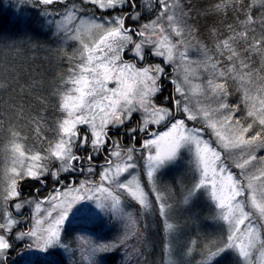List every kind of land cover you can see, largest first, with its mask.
Segmentation results:
<instances>
[{
    "label": "snow or ice",
    "instance_id": "6c2138e0",
    "mask_svg": "<svg viewBox=\"0 0 264 264\" xmlns=\"http://www.w3.org/2000/svg\"><path fill=\"white\" fill-rule=\"evenodd\" d=\"M17 3L42 31L0 35V264L82 220L111 225L89 264H264V0Z\"/></svg>",
    "mask_w": 264,
    "mask_h": 264
},
{
    "label": "rangeland",
    "instance_id": "374dc122",
    "mask_svg": "<svg viewBox=\"0 0 264 264\" xmlns=\"http://www.w3.org/2000/svg\"><path fill=\"white\" fill-rule=\"evenodd\" d=\"M17 1V0H16ZM9 10V13L11 15L12 18H14V20H21L23 23L22 26H25V31L28 32L30 31L28 26H39V22L37 19L33 18L32 16H29L30 14L35 15V13L28 8L27 6L24 7L23 10L20 9L18 3H16L14 5V8L8 7L7 8ZM40 27V26H39ZM8 146V141L6 142V148ZM5 153L3 154L4 157ZM4 159V158H3ZM4 163L5 160H3V167H4ZM1 167V169L3 168ZM177 172L179 171V168H177L176 170ZM200 210L201 214H207V209L206 206H202L199 204H193L191 208H189L187 211L189 213L191 212H195L197 210ZM80 223L82 224H87L88 226L93 225V222H90L88 220H82ZM96 225L95 226H99L100 230L96 231L98 232V237H96V235H94L93 233L89 232V230L86 229H82L77 231V233H75V236L77 237L74 242H75V252H76V258L75 256H72V254L70 253V249H68L67 252H65L63 249H61L62 252H64L67 255V260L69 261L70 264H89V256L87 251H82L81 249H86L88 247V245H85L80 239L79 236H84L86 239L88 240H96V238L101 239L99 237L102 236L101 233H103L105 231V229L111 227V225L107 224L106 222H95ZM99 223V224H97ZM206 223V222H205ZM94 228V227H93ZM206 230L211 232L213 231L212 227L210 225H207L206 223ZM157 241H159V236L157 235ZM97 239V240H98ZM118 257H120L119 254H117ZM54 257V256H52ZM51 256H45L43 253L40 252H33L30 256H23V254H21V257H16L15 253H13V258L19 261V264H24V261L26 260H31L32 264H39V263H34V262H41L44 260H49L52 258ZM117 257V258H118ZM75 258V259H74ZM121 259V257H120ZM120 259L117 260V264H119Z\"/></svg>",
    "mask_w": 264,
    "mask_h": 264
},
{
    "label": "trees",
    "instance_id": "16d2710c",
    "mask_svg": "<svg viewBox=\"0 0 264 264\" xmlns=\"http://www.w3.org/2000/svg\"><path fill=\"white\" fill-rule=\"evenodd\" d=\"M17 3L16 0H0V35L3 36H8V37H21L26 34H36L42 31L39 26H28L30 31L26 32L25 31V26H22L23 23L21 20H14V18L11 17L9 10L7 9L8 7L14 8V5ZM33 18H35L34 15H32ZM36 19V18H35ZM7 137L4 132L0 131V169L3 167V154L5 153L6 150V142H7ZM82 229H86L89 231H93V234L95 235V232L102 229L99 226H95L96 223L93 225L88 226L87 224H82ZM99 224V223H97ZM94 227V228H93ZM110 235V229L108 228L102 238L107 237ZM98 238H96L97 240ZM99 240V239H98ZM66 243L69 244V254H72V256H75L76 258V252H75V242L74 241H66ZM159 251V243H157V252ZM73 252L75 253L73 255ZM52 257V256H51ZM116 255L115 258V264H117V260L120 259ZM61 258H63V261L66 262V264H70L69 261L67 260V255L59 250V252L56 253L54 257H52L49 260H44V261H37L35 263L39 264H48V262L56 260L59 261ZM74 258V259H75ZM82 264V263H81ZM111 264V262H109Z\"/></svg>",
    "mask_w": 264,
    "mask_h": 264
}]
</instances>
